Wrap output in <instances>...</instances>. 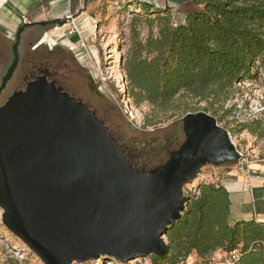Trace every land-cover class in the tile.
<instances>
[{"label":"water","instance_id":"water-1","mask_svg":"<svg viewBox=\"0 0 264 264\" xmlns=\"http://www.w3.org/2000/svg\"><path fill=\"white\" fill-rule=\"evenodd\" d=\"M58 21L22 24L15 47L26 27ZM182 121L186 139L168 161L136 169L84 103L45 77L30 83L0 108L3 224L44 264L165 256L167 230L191 198L184 186L207 164L241 158L211 113Z\"/></svg>","mask_w":264,"mask_h":264},{"label":"trees","instance_id":"trees-1","mask_svg":"<svg viewBox=\"0 0 264 264\" xmlns=\"http://www.w3.org/2000/svg\"><path fill=\"white\" fill-rule=\"evenodd\" d=\"M191 1L196 9L178 20L169 6L139 2L146 15L132 19L131 43L121 60L125 94L136 106L148 104L154 115L193 104L219 120L237 86L264 75V0ZM195 188L198 193L167 230L169 252L133 264H207L216 251L235 249L239 257L233 264H264V221L232 223L230 192L223 184L200 182ZM106 259L132 264L114 258L89 262Z\"/></svg>","mask_w":264,"mask_h":264},{"label":"rangeland","instance_id":"rangeland-1","mask_svg":"<svg viewBox=\"0 0 264 264\" xmlns=\"http://www.w3.org/2000/svg\"><path fill=\"white\" fill-rule=\"evenodd\" d=\"M16 1L13 0V2ZM135 1H148L162 7L169 6L174 20L181 19L185 13L196 9L191 0ZM71 2L73 10L78 2L77 0H71ZM123 2L126 3L125 6L120 5ZM131 2V0L90 1L91 9L88 13L91 14L94 25L82 35L84 42L79 36L70 35L65 29L53 30L52 25L44 26L43 32L44 36L45 32H49L53 39L49 42L44 41V54L51 52L56 57L62 58L64 64L74 68L73 70L78 76H85L86 73H89L92 85L90 92H93V95L94 93L102 95L98 99L100 102L98 106L103 104V115L110 124H120L121 130L129 137L150 133L151 129L156 127L153 125L158 123L162 125L158 126L159 128L168 129L172 122L182 120L187 112L203 110L199 109V106L191 104V107L186 110L187 112L176 109L167 114L154 115L148 104L136 106L125 94L126 87L121 60L126 55L131 43V21L134 17L146 15L139 2L136 5H131ZM40 5L45 6L46 9H38ZM60 6L67 7L68 2L64 1ZM139 6L141 7L140 14L135 12V10H140ZM6 7L12 8V2H8ZM50 8L46 0H37L28 9L23 7V10L29 12L28 14L33 16L34 20H43L44 13L46 12L48 16ZM14 13L16 16L21 15L20 12ZM72 13L74 14V12ZM64 14V12L60 14L63 16L61 23H65ZM4 16L7 14L4 13L1 18L4 19ZM5 22L10 27L15 25L12 20ZM139 28L141 37H146V26L143 24ZM237 87L239 91L234 98L226 103L224 112L221 111L220 114H217L218 121L235 138L236 146L247 154L251 164L264 165V75L258 80L246 81ZM234 165L235 163H226L220 166L205 165L202 174L184 186L185 192L191 187H196L200 182L221 184L224 180L238 179L239 174ZM254 196L255 203L254 205L251 203L250 208L254 211V206H256L261 210L263 203L258 200V190L254 191ZM2 213L3 210L0 208V264H44L20 238L3 224ZM137 260L136 258L129 262L133 264L139 262ZM142 261L149 262V257L141 259ZM74 264L117 263L106 259L99 263L88 261Z\"/></svg>","mask_w":264,"mask_h":264},{"label":"flooded vegetation","instance_id":"flooded-vegetation-1","mask_svg":"<svg viewBox=\"0 0 264 264\" xmlns=\"http://www.w3.org/2000/svg\"><path fill=\"white\" fill-rule=\"evenodd\" d=\"M3 14L0 11V108L16 92L26 90L30 83L44 80L45 77L49 82L55 83L57 87L84 103L104 122L110 135L136 169H151L166 163L170 158V153L178 150L183 144L186 136L182 120L172 122L168 129L159 128L158 126H162L159 123L154 124L153 126L156 127L151 129L152 132L130 137L121 130L120 124H110L103 115V104L98 106L100 105L98 99L102 95L99 92L98 95L90 92L92 89L91 75L86 73L85 76H78L74 68L64 64L62 58L56 57L51 52L44 54V41L42 40L44 26L26 27L20 35V42L16 48L20 26L33 20L31 16L26 15L30 21L23 22L21 17L19 23L10 27L5 21L12 20L13 16L7 14L4 20L1 18ZM16 58V67L4 83V78Z\"/></svg>","mask_w":264,"mask_h":264},{"label":"crops","instance_id":"crops-1","mask_svg":"<svg viewBox=\"0 0 264 264\" xmlns=\"http://www.w3.org/2000/svg\"><path fill=\"white\" fill-rule=\"evenodd\" d=\"M34 1H37V0H17L16 2H13V0H7V2H5L4 0H0V11L2 13L10 14L11 16H13L12 21L15 24H17L21 21V17L23 15H29L28 14L29 12L24 11L23 7L28 9V7L31 6V4ZM64 1L68 2V6H67L68 8L60 6V4ZM90 1L92 0H77L78 3L72 10L71 0H46V3L50 5L51 7L50 11L48 12V16H47V13L45 12L44 18H42L43 20H34L33 16L31 18L33 21H45V20L52 21L54 19H58L59 20L58 22L54 24H49L53 26V30L58 31L57 29H55V26L57 23H61L63 21L62 20L63 16H61L60 14L64 12L65 13L64 17H65V15L68 12H74V15L76 16L77 20L80 22L83 28V33H82L83 35L86 32H88L94 25L93 18L91 14L88 13L89 10L91 9L89 5ZM8 2H12V6H13L12 8L6 7ZM44 7L45 6L40 5L38 9L40 8L43 9ZM14 12H20L21 15L16 16ZM61 29H65V31H68L66 26H63ZM45 33L49 37H52V35L49 32H45ZM251 165L252 167L257 168L260 171V173L256 175L255 180H254V185H255L254 191L258 190L259 192L258 200L261 201L263 205L261 206V210L255 208V211H253L250 208L252 195L249 192L245 191L243 188L244 181H245V177L243 175L239 174L238 179L224 180L223 182H221V184H223L230 192V199L232 202V209H231V214H230V221L232 223L235 222L236 220L252 219V218H256L257 220L264 221V187H263L264 165L257 164V163H253ZM253 196H254V192H253ZM220 255H221V250L216 251L213 257L218 258L220 257ZM196 256L197 255L194 254L191 256V258H197Z\"/></svg>","mask_w":264,"mask_h":264},{"label":"built area","instance_id":"built-area-1","mask_svg":"<svg viewBox=\"0 0 264 264\" xmlns=\"http://www.w3.org/2000/svg\"><path fill=\"white\" fill-rule=\"evenodd\" d=\"M4 1L7 2V0H4ZM22 21L23 22L30 21V18L26 15H23ZM64 22L65 23H57L55 26V29L59 30L63 26H66L68 33L70 35H77L81 38V41L84 42L83 37H82L83 28H82L80 22L77 20L76 16L72 12H68L65 15V21ZM42 40L49 42V41H52L53 39H52V37H49L45 33V36L43 34ZM249 119H251V118H249ZM230 135H231V133H230ZM231 139L233 140V142L236 145L235 138L232 135H231ZM237 150L240 153L241 158L238 162H235L234 166H235L238 174H241L245 177L243 188L245 191L249 192L252 195L251 203H253V205H254V203H255V198L253 196V192H254V188H255L254 180H255L256 175L259 174L260 171L257 168L252 167L250 159L247 157V154H245V152L243 150H240L238 147H237ZM188 191L191 195L198 193V191L195 187H191ZM255 208H256V206H254V211H255ZM238 257H239V251L237 249L230 251V252L221 251L220 257L214 259V257L212 256L211 260L207 264H233V262L236 261L238 259ZM137 259H138L137 261L141 262L142 258L138 257ZM188 264H201V263L197 262V263H188Z\"/></svg>","mask_w":264,"mask_h":264}]
</instances>
